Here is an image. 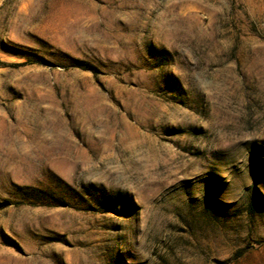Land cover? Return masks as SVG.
Masks as SVG:
<instances>
[{"label": "rangeland", "instance_id": "1", "mask_svg": "<svg viewBox=\"0 0 264 264\" xmlns=\"http://www.w3.org/2000/svg\"><path fill=\"white\" fill-rule=\"evenodd\" d=\"M0 264H264V0H0Z\"/></svg>", "mask_w": 264, "mask_h": 264}]
</instances>
